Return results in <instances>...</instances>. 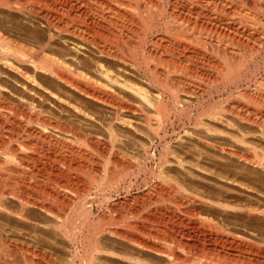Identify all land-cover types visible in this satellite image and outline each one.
Returning <instances> with one entry per match:
<instances>
[{
	"label": "bare ground",
	"instance_id": "obj_1",
	"mask_svg": "<svg viewBox=\"0 0 264 264\" xmlns=\"http://www.w3.org/2000/svg\"><path fill=\"white\" fill-rule=\"evenodd\" d=\"M171 164L264 227V0H0V264H202L159 198L112 202Z\"/></svg>",
	"mask_w": 264,
	"mask_h": 264
},
{
	"label": "rangeland",
	"instance_id": "obj_2",
	"mask_svg": "<svg viewBox=\"0 0 264 264\" xmlns=\"http://www.w3.org/2000/svg\"><path fill=\"white\" fill-rule=\"evenodd\" d=\"M46 103H48V101L47 102L45 101V104L43 102V105L45 106L44 108L49 107V108H47V110L50 109V110H48L50 112L48 113V111H47L46 115H49V114L51 115V113L53 115V114H55L56 111H58V110H55V108L50 107L51 105H48L49 103L48 104H46ZM52 109H53V112H51ZM54 116L55 115H53V117ZM127 136H128L127 137L128 139L130 137L131 141L137 142L136 138L129 136V135H127ZM168 166L169 165H167V169L169 168ZM173 166L171 164V166L169 168V169H171V171L167 170V169H165V171L170 172V173L168 172L167 176H169V177L173 176L172 179H174V183L172 181H169L171 178L168 179V177L163 179V181H168V182H163V181L160 182L159 180L152 179V180L145 181L146 182L145 183L144 181L141 180L143 177H140L139 178L140 180L138 179L137 182L133 183L134 185L131 186L128 194H125L122 191L118 195L120 197L117 196L116 198L113 199L112 202H116V200H117L118 202H116L115 204H119L120 202H123V203H126V206L129 205L128 208H137V207L139 208V206H142L143 208L146 209V207H147V209H148L149 207H153L155 205V204H153L155 202L152 201V198L154 200L159 198V201L162 204V207H164L167 211H175V212L179 213L180 215L184 216L188 221L187 227L191 228V231L194 233L193 234L194 239L196 237V240H198V241L202 240L201 242L199 241V243H202V244L201 245L197 244L198 248H196L194 251L191 252L192 255H189L190 253H187V254L183 253L185 255L182 254L185 257L187 255H189L188 258L190 257L191 260L196 259L195 261H201L202 264H231L232 262L234 264H238L239 262H240L239 264H244L245 260L247 259L245 264H249V263L250 264H264V260H263L264 257L262 259V257H257L254 254L245 253L244 252L245 250H243V249H245V247L243 248L242 246H239V248H237V247L234 248L231 246V243L229 241H227V238H229V237H227V235L229 236V234L230 235L231 234L247 235L248 233L246 230H248L249 228H250L249 230L251 232L254 233V231H255V234L256 233L261 234V233H264V227H262V225L260 223L255 222V220H253L254 223L251 221L253 223L252 224L249 220H247V218L243 217L240 214L237 215V213H234V215H237V217H236L230 211H227V210L225 211L224 209H221V210L218 209L219 206L216 205V202L222 203V201H224L223 199H226V198H223L224 195L222 194V191H223V193L227 192L228 188L224 184H222V182L221 183L218 182L219 181L218 178H216L211 173L202 172V171H205L204 168H207L206 171H208V170L212 171V169L208 168L207 166H204V165H199V168L200 167H203V168H200V170H199V168L195 169V170H197V171H195L194 168L192 169V167H191V169L188 167L189 168L188 169L187 168L188 165H187L184 168L179 167L181 169V170H179V168L177 166L176 167H175V165H173ZM178 171H180L181 173L183 171L184 172L181 174V173H178ZM175 173H178L181 175H179L177 177V174H175ZM216 179H217V181H216ZM151 181H154V183ZM160 183H162V185H161L162 188H164V187L166 188V190H165V188L163 190V192H165V191L166 192H165V194H162L163 195L162 197L158 192H156L157 190L155 189V186H154V185L160 184ZM126 184H127V182H126ZM164 184H166V185L164 186ZM235 192H238V191H235ZM166 194H168V195H166ZM233 194H235V193L233 192ZM236 194H238V193H236ZM164 195L168 196L169 199H168V197L167 198L164 197ZM179 197H180V199H179ZM181 198H183L182 199L184 201L183 203H182ZM219 199H220V201H219ZM175 200H177L178 203L177 202L175 203ZM210 201L212 204H213V202H215L213 205L217 206L216 209H212L213 207H215L212 204H211V206H209ZM112 202H111V204H112ZM115 204L113 203V205H115ZM179 204H181V205H179ZM144 205H146V207H144ZM121 208H123V207H120L119 209H121ZM125 208H127V207H125ZM233 217H236V218H233ZM242 217L245 218V221ZM247 222H249L251 224H249ZM198 225L200 227H196ZM201 227H203V228H201ZM260 227L262 230L260 229ZM219 228H220L219 231L218 230L215 231V229H219ZM195 229H197V230H195ZM193 230L196 231L197 233L194 232ZM213 231L215 233L217 232V234H213L214 233ZM233 231H235V232L233 233ZM202 232H204V233H202ZM218 232H220L219 235H218ZM201 233L203 235H201ZM209 233H210V235H209ZM196 234L200 238L195 236ZM204 234H205V236H204ZM256 239L257 238H254L255 242H256ZM225 241H227L230 244H227V242H225ZM196 243H198V242L196 241ZM226 244L228 245V247ZM256 244H258V242H256ZM202 245H204L205 249L202 247ZM229 245L231 246L232 249L231 248L229 249V247H230ZM240 247L242 248V250ZM202 248L204 249V251ZM238 249H239V251H238ZM230 253H232V254H230ZM242 256H244L245 258H242ZM254 256L256 257L255 259H254ZM246 257H248V258L251 257L250 258L251 260H248V258H246ZM241 261L243 263H241Z\"/></svg>",
	"mask_w": 264,
	"mask_h": 264
}]
</instances>
